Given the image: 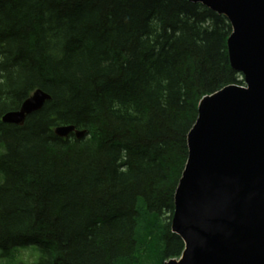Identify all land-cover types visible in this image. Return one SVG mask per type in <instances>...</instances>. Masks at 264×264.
Listing matches in <instances>:
<instances>
[{
    "label": "trees",
    "instance_id": "16d2710c",
    "mask_svg": "<svg viewBox=\"0 0 264 264\" xmlns=\"http://www.w3.org/2000/svg\"><path fill=\"white\" fill-rule=\"evenodd\" d=\"M230 33L224 15L188 0H0V257H178L174 194L199 101L243 85ZM35 89L50 99L22 125L4 122ZM60 124L87 133L59 137Z\"/></svg>",
    "mask_w": 264,
    "mask_h": 264
},
{
    "label": "water",
    "instance_id": "95a60500",
    "mask_svg": "<svg viewBox=\"0 0 264 264\" xmlns=\"http://www.w3.org/2000/svg\"><path fill=\"white\" fill-rule=\"evenodd\" d=\"M188 1L227 18L229 62L245 86L199 101L171 220L184 249L164 264H264V0ZM49 98L37 89L2 120L20 125ZM71 131L85 133L55 128L59 136Z\"/></svg>",
    "mask_w": 264,
    "mask_h": 264
},
{
    "label": "rangeland",
    "instance_id": "374dc122",
    "mask_svg": "<svg viewBox=\"0 0 264 264\" xmlns=\"http://www.w3.org/2000/svg\"><path fill=\"white\" fill-rule=\"evenodd\" d=\"M27 248H29V249H35V248H38V247H36L35 245H29V246H26ZM25 249L24 251H20L19 253H18V256L20 257V258H22V259H24V260H28V261H30V259H31V250H28V249ZM36 250V249H35ZM37 251H38V249L35 251V254L33 255L34 256V259L36 258V256H37ZM1 254V253H0ZM8 256H10V255H7V256H3V255H1V257H0V264H13L12 262H10L9 260H7L6 259V257H8ZM2 259V260H1Z\"/></svg>",
    "mask_w": 264,
    "mask_h": 264
}]
</instances>
